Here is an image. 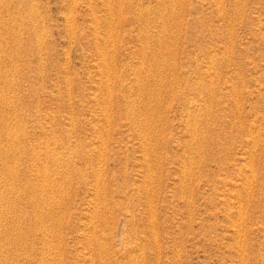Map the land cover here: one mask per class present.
<instances>
[{"label": "rangeland", "instance_id": "1", "mask_svg": "<svg viewBox=\"0 0 264 264\" xmlns=\"http://www.w3.org/2000/svg\"><path fill=\"white\" fill-rule=\"evenodd\" d=\"M42 263L264 264V0H0V264Z\"/></svg>", "mask_w": 264, "mask_h": 264}, {"label": "bare ground", "instance_id": "2", "mask_svg": "<svg viewBox=\"0 0 264 264\" xmlns=\"http://www.w3.org/2000/svg\"><path fill=\"white\" fill-rule=\"evenodd\" d=\"M116 1V0H115ZM118 2V1H117ZM107 54V53H106ZM146 89V88H145ZM156 99H158V98H156ZM152 100H154V99H152ZM158 102V101H157ZM147 103V102H146ZM152 103H154V102H152ZM149 104V103H148ZM142 106V105H141ZM148 106V105H147ZM143 108V107H142ZM153 108V107H152ZM145 110H147V108L145 109ZM152 110V109H151ZM145 113V112H144ZM152 113V112H151ZM198 114V113H197ZM193 116H195V115H193ZM150 119V118H149ZM148 121V120H147ZM145 122V121H144ZM153 122V121H152ZM148 123V122H147ZM154 123V122H153ZM150 124V123H149ZM193 125H195V124H193ZM147 127V126H146ZM158 128V127H157ZM193 128H195V127H193ZM191 129V128H190ZM151 130V129H150ZM158 130V129H157ZM149 131V130H148ZM147 131V132H148ZM195 132H196V130H194ZM150 132V131H149ZM151 132H152V130H151ZM190 134V133H189ZM157 135V134H156ZM156 137V136H155ZM201 137V136H200ZM157 139V138H156ZM198 139V138H197ZM201 139V138H200ZM198 141V140H197ZM156 142V141H155ZM194 142H196V140L194 141ZM192 143V142H191ZM157 145V144H156ZM151 147V146H150ZM152 147H154V144H153V146ZM190 147V146H189ZM157 148V147H156ZM154 149V148H153ZM55 182L56 181H54V184H55ZM58 183V182H57ZM61 183V182H60ZM52 182H49L48 184H47V186H53L54 185ZM57 190V189H56ZM53 192V191H52ZM42 195V194H41ZM38 198V197H37ZM62 199V198H61ZM38 200V199H37ZM56 200V199H55ZM55 205V204H54ZM53 207V206H52ZM51 207V208H52ZM49 210V209H48ZM53 218V217H52ZM38 220V219H37ZM39 223V222H38ZM50 228H51V226H50ZM56 231V230H55ZM50 242V241H49ZM49 261V260H48ZM43 264V263H42Z\"/></svg>", "mask_w": 264, "mask_h": 264}]
</instances>
